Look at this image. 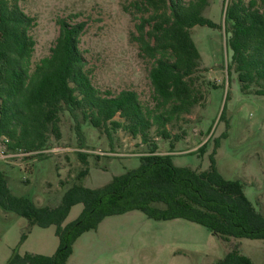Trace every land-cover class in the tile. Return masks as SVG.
<instances>
[{
	"label": "trees",
	"instance_id": "1",
	"mask_svg": "<svg viewBox=\"0 0 264 264\" xmlns=\"http://www.w3.org/2000/svg\"><path fill=\"white\" fill-rule=\"evenodd\" d=\"M209 4L210 0H133L129 7L123 5L135 21L131 39L139 56L152 60L149 79L156 103L151 107L132 89L111 94L92 84L79 48L83 21L59 18L49 54L32 63L35 42L28 31L34 18L16 0H0V143L6 152L40 154L51 140L61 139L64 113L82 140L81 127L88 124L105 134L124 130L149 145L136 168L95 188L74 183L55 205H37L13 194L0 171V206L24 217L27 230L54 225L59 238L54 254L14 252L7 264H65L78 235L108 216L134 210L155 220L186 219L223 242L237 241L213 264H254L240 252L238 239H264V214L246 197L243 182L218 171L215 148L208 168L197 170L173 163V141L166 153L158 152L151 141L152 127L157 137L170 140L167 124L199 101L200 54L190 34L194 25L223 29L230 51L227 73L234 72L243 91L264 95V0H223V24L205 15ZM225 136L226 132L220 135ZM207 141L198 152L205 151ZM77 203L82 204L78 217L65 222Z\"/></svg>",
	"mask_w": 264,
	"mask_h": 264
},
{
	"label": "rangeland",
	"instance_id": "2",
	"mask_svg": "<svg viewBox=\"0 0 264 264\" xmlns=\"http://www.w3.org/2000/svg\"><path fill=\"white\" fill-rule=\"evenodd\" d=\"M16 1L34 18L28 31L35 42L32 63L49 54L59 18L83 21L79 48L92 84L111 94L132 89L143 105L155 106L149 79L152 60L139 56L138 45L131 39L135 21L123 10L133 0ZM222 5L223 0H210L205 15L223 24ZM190 34L200 54L199 101L190 112L167 124L170 140L157 137L152 127L151 141L162 153L170 150L173 141V163L197 170L208 168L215 148L218 171L224 178L243 182L246 197L264 214V95L243 91L234 72L227 73L230 51L223 29L194 25ZM71 125L64 113L60 140H51L40 154L10 153L15 155L0 158V171L13 194L37 205H55L70 185L101 186L114 175L136 168L139 156L149 150L140 137L133 138L124 130L105 134L83 124L82 140ZM223 132L226 136L221 138ZM217 138L219 144L214 147ZM207 139L205 151L198 152ZM81 210V203L73 205L65 222L76 219ZM26 226L24 217L0 206V264H7L14 252L19 256L55 253L59 238L54 225L28 230ZM238 241L240 252L251 262H264V239ZM230 243L237 241L223 242L198 223L182 218L155 220L134 210L108 216L78 235L65 264H213L230 249Z\"/></svg>",
	"mask_w": 264,
	"mask_h": 264
},
{
	"label": "built area",
	"instance_id": "3",
	"mask_svg": "<svg viewBox=\"0 0 264 264\" xmlns=\"http://www.w3.org/2000/svg\"><path fill=\"white\" fill-rule=\"evenodd\" d=\"M13 155H15V154H10V153L6 152L5 149H4V147H2L0 149V158L5 159L6 157L13 156Z\"/></svg>",
	"mask_w": 264,
	"mask_h": 264
}]
</instances>
